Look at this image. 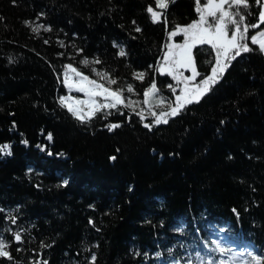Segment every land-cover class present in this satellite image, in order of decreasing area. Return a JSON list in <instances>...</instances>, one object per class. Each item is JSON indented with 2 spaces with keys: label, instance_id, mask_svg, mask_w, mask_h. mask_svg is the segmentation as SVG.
<instances>
[{
  "label": "trees",
  "instance_id": "1",
  "mask_svg": "<svg viewBox=\"0 0 264 264\" xmlns=\"http://www.w3.org/2000/svg\"><path fill=\"white\" fill-rule=\"evenodd\" d=\"M150 4L0 0V147L11 152H0V238L14 257L0 264H91L93 255L95 264H198L211 237L264 255V54L256 45L199 103L151 130L143 123L153 118L141 122L127 108L81 124L59 104L68 64L90 77L93 67L110 73L114 88L132 84L128 96L143 98L153 79L173 96L165 89L173 80L154 67L168 31L197 19L195 0L170 3L167 30L151 22ZM249 4L242 11L253 24L261 6ZM195 55L207 75L210 49ZM85 58L101 63L85 66Z\"/></svg>",
  "mask_w": 264,
  "mask_h": 264
},
{
  "label": "snow or ice",
  "instance_id": "2",
  "mask_svg": "<svg viewBox=\"0 0 264 264\" xmlns=\"http://www.w3.org/2000/svg\"><path fill=\"white\" fill-rule=\"evenodd\" d=\"M175 0H154L152 4L146 7V12L152 23H164L167 30V10L170 3ZM257 5H260L257 22L253 24L246 23L247 14L242 10L250 7L249 0H195V11L197 19L188 25H176L172 30L168 31V40L165 45L164 55L159 66L154 67V71L160 75L169 76L175 84L169 83L168 89L173 93L174 99L169 103L163 96L159 95L160 89L157 87L155 79L143 91L144 105L148 107V116L152 117L150 123H143L145 128L151 130L154 126L167 124L170 118H174L193 103H199L223 78L226 71L231 67L232 61L244 53L253 51L249 46V39L252 45H256L261 54H264V30L252 35L250 38L248 33L250 29H258L264 25V0H255ZM134 25L135 21L132 22ZM40 27L33 28L32 31L38 33ZM44 31H51L50 27H45ZM136 32L141 29L137 26ZM182 36L181 43L172 42L175 37ZM47 44L48 41L45 40ZM61 47H63V42ZM114 46L115 45L114 43ZM207 46L210 49L212 59L210 71L207 75H202L198 70L195 50L200 47ZM82 52L81 50H78ZM63 55V53H61ZM119 56H125L126 52L123 48L120 49ZM81 63L85 66L99 64L101 61L83 59ZM150 67H153L150 65ZM91 71L98 79L82 73L71 64L64 66L62 83L68 89L69 93H82L85 99L71 96L60 97L59 104L65 108L74 119L81 124L90 123L98 116L107 119L113 112L124 115L122 108L130 109L133 114L138 116L141 122L147 119L144 109L136 110L134 105L139 102L125 97L124 93L134 94L135 89L132 84L126 87H112L117 85L118 81L113 78L110 73L98 71L92 68ZM185 72L190 75H185ZM144 72H136L134 78L143 82L145 78ZM178 93V94H177ZM155 101V103H153ZM154 109H160L156 111ZM120 124H109L107 128L113 131L119 128ZM47 139L52 141L51 133L47 134ZM27 144V141H23ZM10 155V146L4 145L0 147V152L6 151ZM43 150V149H42ZM51 155V153H49ZM113 159H115L113 157ZM67 181H65V184ZM0 211H3L0 209ZM10 218L13 224L16 223V217ZM91 223V221H90ZM13 242L16 244L23 243L20 232L13 233ZM10 243L5 239L0 238V260L14 261L12 253L8 250ZM20 251L19 248L16 249ZM221 256H226L231 249L222 247L219 243L211 250ZM159 255V254H158ZM196 259L199 264H264V255L257 254L253 251L233 252L228 260H205L200 253H196ZM96 257H91V264H95ZM37 264H40L38 261ZM47 264V262H43ZM178 264V262H176ZM189 264H192L189 261Z\"/></svg>",
  "mask_w": 264,
  "mask_h": 264
},
{
  "label": "rangeland",
  "instance_id": "3",
  "mask_svg": "<svg viewBox=\"0 0 264 264\" xmlns=\"http://www.w3.org/2000/svg\"><path fill=\"white\" fill-rule=\"evenodd\" d=\"M246 21H247V20H246ZM261 30H264V28H263V29H260L259 31H261ZM259 31L255 32L253 35L257 34ZM251 36H252V35H251ZM251 36H249V38H250ZM175 39L177 40V37H175L174 40H173L172 42H175V43H181V42L183 41V38H182L181 40H178V41H175ZM180 41H181V42H180ZM169 42H170V41H169ZM248 43H249V46H250V44H251V43H250V39H249ZM185 75H190V73L185 72ZM91 78L98 79L97 77H95V75H94V77H91ZM62 79H63V75H62ZM62 79H61V80H62ZM173 82H174V84H175V81H173ZM62 84H63V83H62ZM63 85H64V84H63ZM64 87H65V86H64ZM65 89H66L67 93H66L65 95L60 96V97L68 96V95L70 94L71 96L76 97V98H81V99H85V98H86V97L83 96L82 93H76V92L69 93V92H68V89H67L66 87H65ZM165 89L168 90V87L165 86ZM177 94H178V93H177ZM124 95H125V94H124ZM159 95L163 96V97H164L169 103H171L172 100L174 99V96H169L167 93H165V92H161V90H160ZM125 97H127V98H129V99H131V100H134V101L139 102L138 105H134V107H136V110H137V111H140L141 108H143V109H144L145 116L150 117V116H148V107H149V106L144 105V104L142 103L144 97H143V98H135V97L128 96V95H125ZM153 103H155V101H153ZM154 110H156V111H160V109H154ZM151 118H152V117H151ZM224 242H225V241H223V240H221V239H215L214 237L209 238V240L206 242V245H205V246H206V257H204V259H205V260H208V259H215V260H217V261H219V260H228V259L231 257V255H232L233 252H238L237 249H236V247L225 245ZM217 243H219L222 247H225L226 249H231V251L228 252V254H227L226 256H221V255L218 254V253L212 252L211 250H212L213 248L216 247V244H217ZM198 264H199V263H198Z\"/></svg>",
  "mask_w": 264,
  "mask_h": 264
}]
</instances>
